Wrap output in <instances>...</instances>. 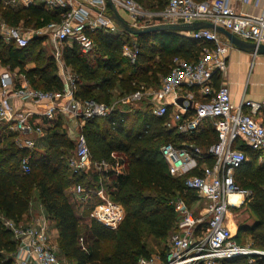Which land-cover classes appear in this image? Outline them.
<instances>
[{
  "label": "built area",
  "instance_id": "2783aa9c",
  "mask_svg": "<svg viewBox=\"0 0 264 264\" xmlns=\"http://www.w3.org/2000/svg\"><path fill=\"white\" fill-rule=\"evenodd\" d=\"M106 1L0 0L4 6L27 8L41 4L48 10L61 11L58 22L52 21L38 29L0 22L1 41L16 47L27 46L34 35L47 33L62 79L61 91H47L33 88L28 82L16 86L13 74L9 71L0 73V138L11 136L15 145L26 152L20 161V171L24 174L31 171V152L37 145L32 135L43 136L45 133L41 125L31 121L29 112L16 108L14 100L42 108L40 115L47 119L62 115L73 121L71 139L74 149L67 158V165L72 174L83 176L88 184H76L72 193L79 203L91 205L90 219L116 228L123 219L124 209L110 198L105 178L122 173V162L115 152L110 153L112 160L94 159L81 128L89 119L109 116L120 103L147 97L151 112L164 119L166 129L192 135L204 120L209 119L217 140L205 151L188 142L179 146L166 143L160 147L172 176L180 177L198 168L199 173L187 176L184 185L196 192L205 207L197 215L182 197H173L169 203L177 213V231L170 235L167 251L164 255L141 256L136 264H222L224 260L240 256L264 254V251L236 242L227 224L230 207L238 206L244 195L235 186L234 172L248 160L234 143L241 139L253 150L264 148V125L253 117L261 104L243 100L234 106L226 85L212 87L214 75L226 71L225 55L230 43L209 28L188 32L192 38L211 41L214 46L205 47L196 62L174 57L170 71L161 78L158 89L140 87L110 105L92 99L81 100L76 96L77 76L62 61V45L75 42L82 53L88 54L94 43L86 31L123 33L124 30L110 18ZM110 1L115 8L125 10L127 22L135 27L208 21L224 27L240 39L264 44V14L238 12L232 0H168L164 9L156 11L144 8L136 0ZM255 1L241 0L245 4ZM122 55L131 63L136 61L138 46L134 40L123 45ZM193 87L207 101L195 103L189 109L178 104L180 90ZM243 107H248L250 113H245ZM204 158L210 159L211 163L197 167V160ZM95 173L98 174L97 180L89 178ZM233 193L240 195L239 203L230 199ZM246 193L250 194L249 191ZM2 221L16 241L9 264H64L57 255V245L49 236V222L44 215H38L29 223L19 224L10 219ZM8 259H3L1 264Z\"/></svg>",
  "mask_w": 264,
  "mask_h": 264
},
{
  "label": "trees",
  "instance_id": "16d2710c",
  "mask_svg": "<svg viewBox=\"0 0 264 264\" xmlns=\"http://www.w3.org/2000/svg\"><path fill=\"white\" fill-rule=\"evenodd\" d=\"M136 1L151 11L164 9L168 2ZM60 13L41 4L25 8L4 6L0 2V22L9 25L22 21L38 29L52 21L58 22ZM86 32L94 43L92 51L84 54L75 42H64L62 61L77 76V98L108 105L133 93L140 84L158 86L160 78L169 73L174 57L196 62L205 47L214 46L211 41L174 31L137 36L125 31L117 35L102 30ZM133 40L138 46V55L131 63L122 55V47ZM45 41V36H34L27 46L16 47L0 39V64L24 74L33 88L61 91L59 68L51 49L47 53ZM29 62L33 67H26ZM213 78L217 84L219 74ZM163 123L164 119L154 115L148 104L141 101L139 108L129 111L126 105L119 104L109 116L89 119L82 127L94 159H110L114 151L125 165L122 173L106 182L110 198L124 209V217L114 229L90 219L91 205L79 203L72 193L76 184L87 185V182L68 168L67 158L73 152L74 142L63 128L61 116L51 120L46 129V148L31 152V171L27 174L20 171V161L26 152L15 145L11 136L1 137L0 264L6 257L9 259L4 264L10 263L16 245L2 220L24 223L23 215L35 202L40 204L57 232V255L64 264H136L139 257L151 253L145 237L164 242L169 239L178 218L169 201L180 196L191 205L198 199L195 191L186 188L184 179L198 174L199 170L172 176L160 147L166 143L179 146L188 142L207 148L217 137L209 119L189 136L166 129ZM234 145L248 158L235 170L234 183L250 192L248 205L255 215L251 224L238 225L235 237L247 234L251 247L264 251V148L253 150L240 140ZM259 157L263 158V163L256 165ZM205 162L210 163L208 158ZM242 242L241 239L238 243ZM222 264H264V254L240 256L224 260Z\"/></svg>",
  "mask_w": 264,
  "mask_h": 264
},
{
  "label": "crops",
  "instance_id": "0c3cea01",
  "mask_svg": "<svg viewBox=\"0 0 264 264\" xmlns=\"http://www.w3.org/2000/svg\"><path fill=\"white\" fill-rule=\"evenodd\" d=\"M152 2H153L152 5L156 7L155 1H152ZM232 5L234 6L235 10H237L238 12L247 13V14H251V15L264 14V0H257L255 2H250L248 4L242 3L241 0H232ZM116 9H117V12L121 11L126 16V18H123L119 14L124 20L127 21L128 18H127V13L125 12V10L122 8H116ZM108 11H109V9H108ZM109 13H110V11H109ZM19 26H21V25H19ZM34 36H44V35L42 33L41 35H34ZM221 38L223 40H227L222 35H221ZM48 42H49L50 49L53 53V49H52L51 42H50L49 38H48ZM225 63H226V71L219 75V82L217 84L215 83L214 78L212 79V87L215 84H216V86H214L215 89L218 88V86L221 84L226 85V87L229 90L231 102L234 106L239 105L243 100H250V101H255V102L260 103L261 106L255 113H253V117L257 122L264 125V54H253V53H249V52H244V51H241V50H239V49H237L231 45L229 47L226 55H225ZM33 65L34 64L32 63V64L27 65L26 67L31 68V67H33ZM4 71H9L11 74H13L15 76L16 86H19L20 84H24L25 82H28L26 77L24 76V74L18 73L17 70H10L7 67L0 64V73H2ZM59 74H60V71H59ZM60 77H61V75H60ZM161 78H160V80H161ZM160 80H159L158 86H156V87L155 86H146L145 87L144 85H142V87L144 89H148V90L149 89H158L159 85H160ZM179 93H180L181 97H184L186 99H190L192 101L191 107H194L195 103L207 101V99L206 100L203 99V97L198 92V89L194 88V87L193 88H183L180 90ZM128 95H130V94H128ZM141 101H145V103L148 104L149 110H150L149 99L147 97L146 98L142 97L139 99L140 104H141ZM14 104H15L17 109L29 112L31 121L35 124L41 125L43 127L44 133H46V129L50 125L51 119H47V118L40 115L42 108L37 107V106H32L30 104H23L18 100H14ZM124 104L125 103H120V105H124ZM126 108H127V111L132 109L131 107H128V106H126ZM170 111H172V109H170ZM243 111L245 113H250V110L248 107H243ZM61 117L63 119V128L65 129L68 137L71 138V134H72L71 130L73 127V121L69 120L67 117H64L62 115H61ZM82 127H83V125H82ZM81 130H82V128H81ZM32 137L36 140V144H37L36 149L38 151H43L46 148L45 134L43 136H39V135L34 134V135H32ZM240 141H242L245 144V142L243 140L240 139ZM200 149L202 151H205L206 147L205 148L200 147ZM112 152H114V151H112ZM115 154L117 155V157L120 160L122 159V157L117 152H115ZM106 159H108V158H106ZM205 159L206 158L198 159L197 160V165H198L197 167L200 168L204 164H208L205 162ZM109 160H112V159L110 158ZM209 161L211 163L210 159H209ZM124 169H125V165L122 162V171H124ZM196 169H198V168H196ZM193 170L194 169H192L191 171H193ZM191 171H189V172H191ZM103 176L105 177V173H103ZM112 177H116V175H108L107 178H105L106 182H109L110 179H112ZM89 178H91L93 180H97L98 174H96V173L91 174L89 176ZM87 184H88V182H87ZM199 200H202V199L198 198L191 205L187 204L197 215L205 207L204 201L199 202ZM38 215H44L45 216L43 209L40 206V204L35 202L34 205H32L30 207L29 211H27V213H25L23 215L24 223L31 222L32 219L37 217ZM48 222H49V229H48L49 230V236H50L51 240L56 244L57 232L53 228V226L51 225L50 220H48ZM176 231H177V227L175 226L174 232H176ZM232 233L234 235H236L237 228H236L235 232H232ZM168 246H169V239H168L166 250H164L162 253H153V254L164 255L168 249ZM149 255H152V254L150 253Z\"/></svg>",
  "mask_w": 264,
  "mask_h": 264
},
{
  "label": "water",
  "instance_id": "95a60500",
  "mask_svg": "<svg viewBox=\"0 0 264 264\" xmlns=\"http://www.w3.org/2000/svg\"><path fill=\"white\" fill-rule=\"evenodd\" d=\"M106 5L110 11V18L113 22L119 26L125 32L131 35H142L150 32H159V31H174L181 33H188L191 31L199 30L202 28H209L224 36L228 42L234 46L235 48L249 52L253 54H264V44H256L251 41L243 40L235 36L230 31L226 30L224 27L220 25H215L208 21H193V22H183V23H159L146 27H135L130 25L126 20H124L117 9L113 6L110 0L106 1ZM177 103L185 106L186 108H191L192 101L190 99H186L184 97H179ZM186 102V104H185Z\"/></svg>",
  "mask_w": 264,
  "mask_h": 264
},
{
  "label": "rangeland",
  "instance_id": "374dc122",
  "mask_svg": "<svg viewBox=\"0 0 264 264\" xmlns=\"http://www.w3.org/2000/svg\"><path fill=\"white\" fill-rule=\"evenodd\" d=\"M148 7V5H145ZM118 13L123 17L126 18V16L121 12L118 11ZM19 25L23 26L24 28H32L31 27V23H23L22 21H20L18 23ZM47 33H43V35L46 37V41H45V45L47 48V53L50 52V46H49V42H48V34ZM32 64L31 62L26 63V66ZM139 88L142 87V84H140L138 86ZM146 87V86H145ZM114 95H117V92L114 91ZM126 106L131 107L132 109H137L140 107V103H139V99L138 100H127L125 102ZM263 163V158H260L257 160L256 165L262 164ZM239 175V174H236ZM237 189L239 191H243L244 195L242 196V202L238 205V206H232L229 209V215L227 218V224L228 226H230V230L231 232H235L236 228H238V225L242 224V223H246V224H251L254 219H255V215L251 212L250 208H249V202L251 200L250 194L246 193V190H241L239 187H237ZM203 202V200H199V202ZM124 217V216H123ZM122 221V220H121ZM119 225V224H118ZM242 239V244L243 245H250V239H249V235L247 234H239L238 237H234V240L236 242H240ZM145 242L147 243L148 248L151 250V254L153 253H162L164 250H166V245L168 243V239L164 242V241H157L155 239H153L152 237L148 236L145 237ZM110 246V245H109ZM262 251V250H261Z\"/></svg>",
  "mask_w": 264,
  "mask_h": 264
},
{
  "label": "bare ground",
  "instance_id": "6f19581e",
  "mask_svg": "<svg viewBox=\"0 0 264 264\" xmlns=\"http://www.w3.org/2000/svg\"><path fill=\"white\" fill-rule=\"evenodd\" d=\"M230 199L234 202V203H239L241 197L240 195H238L237 193H233L230 195ZM229 215V212L227 213V216Z\"/></svg>",
  "mask_w": 264,
  "mask_h": 264
}]
</instances>
